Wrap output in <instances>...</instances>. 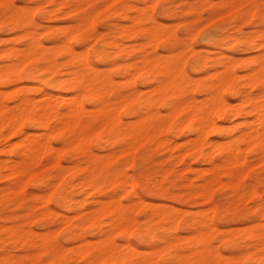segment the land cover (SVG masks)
I'll return each mask as SVG.
<instances>
[{
	"label": "bare ground",
	"instance_id": "1",
	"mask_svg": "<svg viewBox=\"0 0 264 264\" xmlns=\"http://www.w3.org/2000/svg\"><path fill=\"white\" fill-rule=\"evenodd\" d=\"M48 1L65 7V10H61L63 14H70L72 17V24L62 27L61 31H58L59 33L54 32L53 26L47 27L48 46L42 44L37 38L39 34L36 33V30L27 28L30 24H34L35 19L33 20L32 15L28 12L21 13L23 8L13 9L10 22L7 24L3 19H0V29L2 30H23L16 36V40L22 39V48L17 49L15 46H11L4 50V57H7L10 63L0 65V86H12L7 92L0 89V136L4 135L6 139L14 136L19 137L18 140L9 143L8 146H4L0 150L3 154H11L6 159L0 158V178L9 181L5 187L0 189V207L4 201L2 194L8 195L18 204L24 196L23 184L26 178L40 175L43 179L52 181L54 184H57L56 180L58 179L63 182L55 198L56 203L71 210L73 198L69 196L68 190L72 191L75 186L79 185L85 192L87 189H92L96 193L102 192L109 186L111 189L106 193L107 199H103L104 201L94 199L92 201L94 206H88V210H84V213L76 210L74 215L64 217L65 220L63 218L67 223L65 240L75 242L72 244L74 246L66 248L65 244L66 247L59 243L51 244L50 234H43L40 238L41 243L38 244L40 252L37 250L36 254L31 252L16 256L8 251L2 258V264H26V259L31 261L30 264H42L43 262H39V253L45 254L49 258L47 264H73L70 262L72 258H74V264H80L79 261H83V264H156L151 261L154 258L151 260L146 259L147 257L139 258L137 248L131 244L129 235L132 233L135 217L130 212L133 209L135 211L136 208L143 211L144 222L148 228L157 227L164 221L175 229L180 209L167 203H153L154 205L150 204L149 206L151 213H147L145 211L148 210L146 208L147 201L136 191L135 177L132 174H127L125 168L122 170L123 172L114 169V158L120 153L123 154L127 163L138 162V177L142 189L147 194L159 197H176L179 200L201 196L204 200L209 201L211 199L210 186L216 181L219 182L218 174H220L221 166H229L230 175L236 176L241 173L235 169V164L240 162L239 165H241L245 162L249 147L254 149L258 159L264 160V51L255 55V58L251 60L257 62V67L254 71L252 70L253 73L250 69L249 74L252 75L246 81H237L236 74L239 76L241 74L240 77H242V73H236L233 70L232 65L236 61L234 64L232 62V65L227 64L224 73L221 69L222 71H219L212 82L192 79L183 73L180 65L175 64L180 59L181 51L178 50V46L174 47L171 31L162 28L161 23L150 13H147L145 5L147 0H138V3L135 0H109L110 3L118 4L113 13L102 20V25H107L106 22L112 15L116 18L113 22V39L109 41H105V34L99 32L95 26L94 17L98 7L96 10L90 9L94 5V0ZM151 1L153 4L157 0ZM204 1L210 3L211 0ZM109 2H105L104 5ZM139 2H142L143 5ZM201 2L202 0H183L176 13L178 16L189 14L191 16L190 23H195L201 17L199 12ZM253 2L255 3V0ZM151 3L150 5H152ZM225 4L236 9L240 3L233 5V2L228 1V4ZM104 5L102 6L105 7ZM0 6H5L8 9L15 7L13 0H0ZM211 8V20H213L218 13L216 7L211 5ZM251 9L253 10H250V15H254L255 10ZM231 10L228 9L226 13ZM30 13L32 14V12ZM160 13L167 15L169 11L164 5H161ZM206 15L209 16V14ZM42 16L57 17L59 13L50 7L42 10ZM191 30L190 27L187 31L191 32ZM116 35L119 38L126 37L128 39L142 37L149 43L163 40L173 48V53L170 55H149L146 52L142 54L135 52L134 44L129 46L133 52L130 62L127 64L128 70L131 72V77H129L133 82L134 76H138L144 84L151 78L155 84L149 89L146 88L145 91L141 89V91L136 88L125 90L116 88L112 78L91 63L84 50H76L72 44L74 41L83 47L87 38L92 37L103 41L96 50L92 49L95 51V56L99 57L104 53L115 55L117 51L109 52L107 48L115 49L122 46L119 38H115ZM258 36L260 41H256L258 42L256 46L263 47L264 50V31ZM210 37L211 35H207L208 39H211ZM234 40L239 44L243 43L241 45H246L255 39L250 37L247 40H242L240 37H235ZM249 45L254 47L252 44ZM189 47V45L186 46V49ZM58 51H62L65 56L63 61H60L56 56ZM186 56L188 55L186 54ZM101 58L99 59L104 60ZM115 58V56H111L110 63L116 62ZM198 59L196 58L197 61ZM39 62L42 64L45 62L42 68L52 75V78L46 81L50 86L49 90L41 85L36 86L37 82L41 83V79L36 74L39 70ZM59 62H64L67 65L66 77H62L59 73ZM24 64L29 65V68L24 71L23 75L20 67ZM203 72L205 71L203 70ZM244 74L246 75V72ZM23 78L29 80L33 85L36 83L35 91L39 97L31 96L30 85H19ZM224 91H229L232 94L236 99L235 103L224 98ZM197 92H204L203 98L196 97ZM161 109L165 113H162ZM121 113L135 119L123 120ZM234 119L237 121L234 122ZM225 120L230 121L229 124H223ZM183 133H191L193 136L185 142L187 144L185 148H180L176 146L175 142L178 140L174 141V137ZM209 133L223 135L227 140H222L223 146L215 141L216 145H221H214L216 150H206L204 146L206 142L208 144ZM52 139L57 140L59 145H53ZM224 142H227V146H224ZM93 145L97 150H106L107 153L98 154L92 148ZM139 148H144V151L137 156ZM155 148L160 152L168 151V161L175 164L185 162L186 158L194 160L195 163H208L210 166L207 171L211 172V175L204 176L196 189L188 188V192L185 193L174 192L170 185L165 183V180L158 182L152 180V173L146 163ZM116 149L118 153L115 152ZM175 151H177L176 154ZM62 156L69 162L68 165L62 164ZM162 160H159L158 156L154 163L156 161L161 163ZM163 165L165 164L163 163ZM163 168L162 166L160 170L161 175L175 171L174 165ZM186 168L192 170L190 165ZM67 173L68 178L65 179L64 176ZM191 185L192 183L189 184V186ZM193 185L195 184L193 183ZM230 190L236 196H242L244 193V195L252 196L255 193L252 188L243 193L237 184H232ZM47 192L46 195L35 194L36 199L43 204V209L37 215L41 220L52 217L54 214V211L47 205ZM123 193L129 195L127 205H123L121 200L117 199V196ZM78 202L79 205H86V199H81L76 203ZM21 206L26 210L32 209L31 205L22 204ZM210 209L216 210L215 205L213 204ZM262 211L264 212V206ZM2 214L0 213V221L5 218ZM207 215L209 218L203 216L193 222L199 237L202 235L203 227L209 229L212 225L210 213L208 212ZM102 216L111 218L110 221L108 220V229L102 228ZM31 229L29 230L31 231ZM87 231L97 239L95 241H91L94 239L88 240L85 236ZM114 232L125 242L117 241L113 236ZM253 236L259 237L264 246V230L255 231L250 238ZM179 237L178 242L182 241V243H184L183 239L187 238L184 236L180 241ZM2 240L18 242L28 249L33 248V251L37 247L29 234L23 233L21 229L13 225L5 229V234L0 237V241ZM161 242L163 251L165 250L168 254L178 258L180 254L177 250L174 254L170 252L171 248L178 245V242L169 238H164ZM196 243L194 242V245ZM195 250L197 253L200 252L199 249ZM160 253L157 251L155 258Z\"/></svg>",
	"mask_w": 264,
	"mask_h": 264
},
{
	"label": "rangeland",
	"instance_id": "2",
	"mask_svg": "<svg viewBox=\"0 0 264 264\" xmlns=\"http://www.w3.org/2000/svg\"><path fill=\"white\" fill-rule=\"evenodd\" d=\"M107 1L109 2V0H94V5L90 8L96 10V7H98L97 8L98 11H96V15L94 17L95 26L99 32L105 34V38H104L105 41H109L113 39L112 36L114 34L113 22L115 21L114 19L116 18H114V16L112 15V17H110L109 20L106 22L107 25H102V20L104 18H107L108 15H111L118 5L117 3H110V2L104 5V3ZM135 1L137 2L138 0ZM182 1L183 0H157L155 3L152 4L151 0H147L145 4L147 13L148 14L150 13L154 18H156L157 21L161 23L162 28L171 31L173 35L172 42L174 43V47L178 46L179 47L178 50L181 51L180 59L177 62H175V64L178 66L180 65V67H182L181 69L183 70V73L188 78L200 79L201 81L212 82L217 77L219 71L221 72L223 70L224 73L225 66L229 63H230L229 65H232L236 61L237 63L235 62V64L232 65L233 70L236 73H242V77H240L241 74L239 76V74L235 73L237 76V81L240 82V80L242 81L248 80L249 77L252 75V74L250 75L249 73L252 70L254 71L257 67L256 65L257 62H252L251 60L255 58V55L257 56L264 51L263 47L256 46V44L260 41L258 35H260L264 31V0H255V3L253 2V0L250 1L228 0L229 2L230 1L233 2V5H237L240 3L239 7L237 6L236 9H234L235 8L234 6H233L234 8L230 7L231 5L227 6L225 4V3L228 4L227 0H211L210 3H207L206 1L202 0L200 4L201 6L199 5L200 6L199 12L201 14V17L195 23H190L189 20H191V16L189 14H184L181 16L177 15L176 11L180 9V5L182 4ZM13 3L15 7H12L10 9L6 8L5 6H0V19H3L5 21L4 23L7 24L10 22V15L13 14L12 13L13 9L20 7L23 8L21 13L24 14L28 12L30 15H32L33 20L35 19L36 21V22L34 21V24H30L27 28L30 30H36V33L39 34L37 35V38H39L41 43L44 45L47 46L49 45L47 38V27L53 26L54 32L59 33L58 31H61L62 27L72 24L71 15L70 14L64 15L62 12L66 8L50 3L48 0H13ZM150 3L152 5H150ZM139 4L143 5L142 2H139ZM102 5H104L105 7H103ZM161 5H164L168 9L169 14L162 15L160 13ZM211 5L217 8V13H218L217 17L213 18V20H211L212 16L210 13L212 9ZM50 7L54 9L56 13H59V16L43 17L42 10H46ZM251 8H254L255 10L254 15H250V10H253ZM228 9H232V10L226 13ZM30 12H32V14ZM221 12L222 13L224 12L225 14L224 13L222 14ZM206 14H209V16ZM207 16L209 19L208 18L206 19ZM190 27L192 30L191 32H188L187 30ZM261 28L263 29V31ZM22 31H23L22 29H18L17 31L0 29V65L1 66L10 63L8 62V58L4 57V50L8 49L11 46H15L17 49L22 48L23 46L22 39L16 40V36L19 35ZM207 35H211L210 37L211 39H208ZM235 37H240L242 40L244 39L247 40L250 37L251 38L254 37L255 40L251 41L250 43H246V45H241L243 43L240 44L237 43V41L234 40ZM115 38H119V36L116 35ZM118 40L120 43H122V46L120 48H115V49L107 48L109 52H112L114 50L117 51L115 55L113 54L107 55L104 53L102 55H99V57L95 56L94 50H96V48L99 47L100 44H102L103 41L101 40H96L93 39L92 37H89L84 42L83 47H80L74 41H72V44L76 50H84L88 60L91 63L95 64V66L98 69L104 71L105 74L111 77L113 80V84L116 88L122 90H125L127 88H133V89L136 88L145 91L146 88L149 89L150 87H152L155 84V82L152 81L151 78L149 79L148 82H145V84L143 83V80H141V78L138 76H134L133 82H132V78L130 79L131 72L128 70L127 64L128 62H130L133 52L131 47L129 46L134 44L136 49L135 52H137L138 54H142L146 52L149 55H153V54L170 55L173 53L172 50L173 48L169 47L163 40H156L155 43L154 42L149 43L147 39L145 40V38L142 37H136L135 39H128L126 37H121ZM249 44L254 45V47H250ZM188 45L190 47L186 49V46ZM247 45H249L248 48H246ZM186 54L188 56L185 57ZM56 56L60 61H63L65 58V56H63L62 51L60 52L58 51ZM111 56L116 57L115 60L117 63L116 62L110 63L109 59ZM99 58L101 59L104 58V60H100ZM196 58H199L198 61L196 60ZM105 59L107 60V62ZM41 64L42 62H39V70L36 72V74L41 79V83L37 82V85L36 83L33 85L29 80L23 78L22 82L19 84L24 86L30 85L29 86L30 94L31 96H34L36 98L39 96L38 93L35 91L36 90L35 85L36 86L41 85L45 87L47 90H49L50 86L49 84L46 83V81L52 78L51 73L48 71L47 72L44 71V69L42 68L45 62L42 65ZM59 64H60L59 65L60 75L62 77H66L67 65L64 64V62H59ZM27 68H29V65L27 64H24L23 66L20 67V71L23 75H24V71H26ZM116 70H118L119 72ZM203 70L205 72H203ZM253 71L251 73H253ZM244 72H246L247 76L244 74ZM118 79L120 80L118 81ZM11 87H12L11 85H4V86H0V89L1 91L5 92L6 90L7 92L11 89ZM202 96H204V92L196 93V97L203 98ZM223 96L227 101L231 103L232 102L235 103L236 101V99L232 96V94L229 91H224ZM109 97L111 98V96ZM161 111L162 113L163 112L165 113L163 109H161ZM122 114L123 113H121V116ZM122 118L123 120L126 119V121H128L129 119L130 120L135 119L132 117L125 116L124 114ZM235 120L237 121V119H234V122ZM229 122L228 120L227 121L225 120L223 124L226 123L229 124ZM192 136L193 134L191 133H183L176 135L174 137V141L178 140L177 142H175L177 144L176 146L180 148H185V146L187 145L185 142L188 139H190ZM0 137H1L0 150L4 146L5 147L8 146L9 143L15 142L19 138L18 136H14L9 139H6L4 135H1ZM208 139L210 141L208 140V144L206 142L204 146L206 150L207 149L216 150V147H213L214 145L219 146L221 144L223 146L222 140L224 141L227 140L225 136L217 133H209ZM215 141H217V143L220 144L216 145ZM52 144L59 145L58 141L55 139H52ZM224 146H227V142L226 143L224 142ZM92 148L95 150V152H98V154L100 155H104L107 153L106 150H97L95 148V145H93ZM156 149L157 148L153 150L151 157L146 163V165L149 167V171L152 173V180L155 182L165 180V183L167 185H170V187L173 189L174 192L182 191L183 193H185L188 192L189 190L188 188L196 189L197 186L202 182V178H204V176L209 177L211 175V172L207 171V169L210 166L208 163H204V162L195 163L194 160L186 158L185 162L175 164L171 161H168L167 159L169 154L168 151L165 150L163 152H160L158 151V149L157 150ZM143 151L144 148H139L137 150V156L143 153ZM115 152L118 153L117 149ZM176 152L177 151H175L174 153L176 154ZM10 156L11 154L9 153L3 154L2 152H0L1 159H6ZM63 156H62V164L66 166L69 164V162H67V160H65ZM158 156H159V160L163 159L161 162L162 164L157 161L156 163H154ZM114 159H115L114 169L122 171L125 168L127 174H132L135 177L136 191L140 193L147 201L146 208L148 210H145L147 211V213H151V210L149 209L150 204L154 205V204L167 203L168 205L171 204L172 206L175 207L177 206V208L179 207L180 209L178 213L179 217L175 229L174 227L173 228L170 227V225L164 221L159 225H157V227L148 228V226H146L144 222L143 211L136 208L135 211L133 209L130 212V214L135 217V223H134V227L131 230L132 233L129 235V240L131 244H133L137 248L139 252V258L142 259L147 257L146 259L149 260L154 258L151 261L156 262V264H240V263L264 264V246L262 245V242H260V238L257 236L255 237L253 236L250 238V236H252L255 231L264 230V212L262 211V207L264 206V160L262 158L258 159L256 157L254 153V149L252 147L248 148L245 162L241 165H239L240 162L235 164V169L241 173L237 174L236 176L230 175L228 172L230 171V167L227 165L221 166V168L219 169L220 174H218L220 183L216 181L217 185L216 183L211 184L210 186L211 199L209 201L204 200L201 196L190 197L187 199L179 200L176 197H166V196L159 197L157 195L147 194L142 189L140 179L138 177V172H139L138 162L134 161L133 163H127L125 161V157L123 156V154L120 153L117 154L116 158ZM254 162L255 164H253ZM163 163L165 165H163ZM171 165H174L175 171H173L172 173L161 175L160 170L162 166L164 167L163 169H165L166 167H170ZM188 165H190L192 170L186 168ZM244 170L245 173L243 174ZM241 175L243 176L241 177ZM41 178H42L41 175L26 178L23 184L24 196L23 198H21V201L19 202L20 204L18 203L19 205L15 203L12 198L10 199L8 195L6 196L5 194H2V198L4 199V201L2 202L3 205L0 207V213L1 214L3 213L2 215L5 218L3 221H0L1 224L0 237H2L5 234V229L8 226H12V225L17 226L19 229L22 230L23 233H27L30 235L31 238H33L37 247L33 251V248L28 249L25 246L20 245L18 242L12 243L10 241L4 242L2 240L0 241V245H1L0 264H2L3 261L2 258L7 254L8 251H11V253L16 256H21L31 252H34L36 254L35 251L37 250H38L37 252H40L39 249L40 247H38L39 246L38 244L41 243L40 238L41 235L43 234H48V235L50 234L51 244L59 243L62 244L64 247L67 246L66 248H71L72 246H74L72 244H75V242H70L68 240H65V236H66L65 226L67 225V223H65L64 217L66 216L70 217L72 216V214L74 215L76 210L84 213L88 206L90 205L94 206L92 205V201L94 199H99V200L102 199L101 201L107 199L106 193L109 192L111 189L109 186L106 189H104L102 192L96 193L92 189L89 190L87 189L85 192L84 190L81 189L79 185L75 186L74 189H72V191L68 190L69 196L73 198V200L71 201V204H73L71 210V209L63 208L58 203H56L55 198L57 196V193L60 191L63 182L58 179L56 180V182L58 181L57 184L56 183L54 184L52 183V181L49 182L47 179L45 178L41 179ZM64 178L65 179L68 178V173L65 174ZM8 182L9 181H7V179L0 178V189L5 187ZM190 183H192L191 186H189ZM193 183L195 185H193ZM232 184H237L240 190L243 191V193L246 192L247 190H250L251 188L254 190L255 193L252 194V196L244 195L245 193L242 196H236L234 192L232 193L230 190V186ZM57 187L59 188L57 189ZM46 192L48 199L47 205L54 211V214L52 217H48L45 220H41L39 217H37V215L43 209V204H41L36 199L35 194L43 193L46 195ZM119 195L117 196V199H120L123 205H127L129 203L128 200L129 195L127 193H123L120 196ZM81 199H86L85 206L79 205V202L76 203ZM22 204L31 205L32 209L26 210L24 207L21 206ZM213 204L215 205V209H216L214 211L210 209V207H213ZM256 204L258 205L256 206ZM208 208L210 211L208 210ZM208 212L210 213L212 225L209 229L203 227V232H202L203 236L201 235V237H199L197 235L196 228L193 226V222L194 220H197L203 216L209 218V216L207 215ZM108 220L110 221L111 218H108L106 216L101 217V225L103 229L109 228V225H107L109 223ZM29 229H31L32 232ZM89 234L90 233L88 231L85 233V236L88 240L94 239L91 241H95L97 239L96 236ZM182 234L184 236H187L188 239L186 237L185 239ZM190 234L193 238L190 236ZM113 236H115L117 241L125 242L123 239H121L116 235V232L113 233ZM178 237L180 241L184 238L183 239L184 243H182V241L178 242ZM164 238H169L170 240L173 239V241H175L176 243L178 242L177 243L178 245L175 248H171L170 251L172 254H174L175 250H177L178 254H180L178 258H175L173 255H170L165 250L163 251L161 249V246L163 244L161 240ZM194 242L197 243L194 245ZM155 248L157 249L158 253L161 252L160 254H157L156 258L155 255L157 251ZM195 249H199L200 252L198 250L199 253H197L196 252L197 250ZM150 250L153 251L151 252ZM191 250L192 253H190ZM38 257H39V262H43L42 264L45 263L47 264L49 261V258L45 254L39 253ZM73 261L74 258H72L70 262L74 264ZM25 262L26 264L31 263L29 259H26ZM79 263L83 264V261H79Z\"/></svg>",
	"mask_w": 264,
	"mask_h": 264
}]
</instances>
